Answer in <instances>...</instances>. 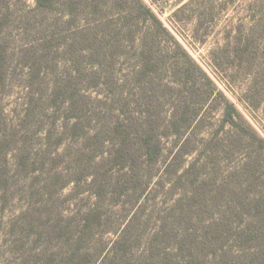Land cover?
I'll list each match as a JSON object with an SVG mask.
<instances>
[{
	"label": "trees",
	"instance_id": "1",
	"mask_svg": "<svg viewBox=\"0 0 264 264\" xmlns=\"http://www.w3.org/2000/svg\"><path fill=\"white\" fill-rule=\"evenodd\" d=\"M111 2L123 12L121 0H36V9L59 12L74 29L66 41L51 32L40 37L37 47L28 44L22 50L28 80L20 119L24 133L20 139H16L17 131L8 138L0 137L4 155V144L19 145L15 167L10 171L5 163L0 164V185L8 186V178L17 174L37 175L28 188L27 209L13 218L10 226L25 237L34 232L63 240L70 250L58 264H130L135 247L144 240L143 234L135 233L141 223H152V227L137 255L138 264H264V137L251 128L240 133L242 117L236 106L226 101L220 127L237 128L236 149L243 140L254 148L247 150L238 177L215 185L199 168L200 158L183 167L191 152L185 129L196 113L191 115L190 103L181 97L164 121L151 111L154 87L148 86L162 68L155 45L160 35H135L132 26L144 19L157 29L156 34L166 29L139 0L135 15L131 9L121 17L118 14L128 40L136 46L139 64L134 68L133 85L137 95L146 99L143 107L134 110L132 99H124L126 93L118 90L119 80L115 79L123 46L119 34L124 28L107 15ZM81 13L92 20L74 24ZM4 24L5 20H0V31ZM7 50L0 40V84L9 72ZM173 57L167 62L178 77L166 87H178L182 92L195 86L188 70ZM59 58L65 64L61 73L53 69ZM48 68L53 78L45 83ZM34 121L38 123L34 131L41 139L38 151L29 145L28 129ZM164 137L173 138L169 147L163 145ZM70 183L75 195L86 188L101 202L109 193L116 202L124 196L133 199L126 221L106 251L101 248L96 252L89 244L94 228L102 223L98 204L85 211L77 229L74 219L63 222L62 213L55 214L53 201ZM51 253L44 255L55 264L58 256Z\"/></svg>",
	"mask_w": 264,
	"mask_h": 264
},
{
	"label": "rangeland",
	"instance_id": "2",
	"mask_svg": "<svg viewBox=\"0 0 264 264\" xmlns=\"http://www.w3.org/2000/svg\"><path fill=\"white\" fill-rule=\"evenodd\" d=\"M121 1L125 7L123 12L131 9L132 14H136L134 7L137 0ZM139 1L152 9L166 29H160L156 34L157 29L144 19H140L137 26L136 23L132 26L136 30L135 35H160L155 45L162 68L154 74L148 86L154 87L151 111L159 113L164 121L168 119L173 106L179 103L180 97L190 103V112L193 111L191 115H196L185 129L191 152L184 159L183 167L200 158L199 168L207 179L217 183L215 185L226 179H236L234 177H238L237 171L244 163L247 150L254 148L249 141L243 140L236 149L233 139L237 128L228 125L222 128L220 124L225 102L229 101L236 106L242 117L239 132L244 135L246 129L251 128L264 137V0ZM109 4L107 15L124 28L119 34L123 46L120 45L119 49L122 55L116 64L115 79L119 80L118 90L126 93L124 99H132L134 102L131 101V108L136 110L146 102L145 98L137 95V86L133 85L134 68L139 64L135 56L136 46L132 47L128 40L124 20L117 19L118 14L121 17L124 13L112 2ZM35 6L36 0H0V20H5L0 40L8 49L9 66L5 83L0 84V137L6 135L8 138L11 132L17 131L16 139H20L24 133L20 128V119L27 101V68L22 65L25 45L33 44L37 47L40 37L50 35L51 32L59 35L60 41H66L74 29V25L67 23V17L61 18L59 12L47 13ZM80 17L74 24H85L86 19L92 20V16L86 14L81 13ZM174 55L195 83V86L185 87L182 92L178 87L170 88L169 85L168 88L165 85L178 77L170 70L167 62ZM58 63V67L53 69L61 73L65 64L60 58ZM47 71L45 83L53 78L51 68ZM125 83L131 84L121 87ZM130 88L132 93L129 92ZM92 93L94 96L95 91L92 90ZM37 125V121H34L28 129L29 145L34 151L41 148L40 134L34 131ZM172 140L171 137H164L163 145L169 147ZM17 147L19 145L13 143L8 146L4 144L5 155L0 153V164L5 163L10 171L17 162ZM35 175L37 173L28 177L17 174L8 178V186L0 185V264H50L51 258L47 255L51 252L58 256L55 259V264H58L62 254L70 250L69 245L54 236L48 238L45 234L39 236L33 232L25 237L10 226L12 219L29 205L27 192ZM261 187L256 189L260 190ZM110 196L109 193L106 200L101 202L86 188L84 192L75 195V188L70 183L61 190L58 197H54H57L53 201L54 212L62 213L63 222L74 219L77 229L85 211L98 204L103 214L102 223L94 228L89 244L96 252L101 248L106 251L126 221L128 209L133 202L131 197L124 196L116 202ZM151 227L152 223H141L139 230L135 231L143 234V243ZM143 243L135 247V257L129 261L130 264H138L137 255Z\"/></svg>",
	"mask_w": 264,
	"mask_h": 264
}]
</instances>
